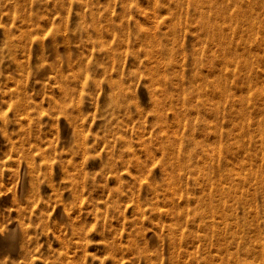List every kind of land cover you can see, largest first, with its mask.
I'll use <instances>...</instances> for the list:
<instances>
[{
    "label": "rangeland",
    "instance_id": "374dc122",
    "mask_svg": "<svg viewBox=\"0 0 264 264\" xmlns=\"http://www.w3.org/2000/svg\"><path fill=\"white\" fill-rule=\"evenodd\" d=\"M214 1L0 0V264H264V0Z\"/></svg>",
    "mask_w": 264,
    "mask_h": 264
},
{
    "label": "bare ground",
    "instance_id": "6f19581e",
    "mask_svg": "<svg viewBox=\"0 0 264 264\" xmlns=\"http://www.w3.org/2000/svg\"><path fill=\"white\" fill-rule=\"evenodd\" d=\"M200 1H202V0H200ZM230 1V0H229ZM238 2H239V0H237ZM245 1V0H244ZM248 1V0H247ZM204 2V1H203ZM207 2V1H206ZM221 2V1H220ZM226 2V1H225ZM225 2H224V4H225ZM233 2H235V1H233ZM241 2H243V1H240V3ZM255 3H257V0L256 1H254ZM259 2V1H258ZM230 3V2H229ZM236 3V2H235ZM254 3V4H255ZM220 4V3H219ZM223 4V3H222ZM223 4V5H224ZM248 4H249V6H252V4H253V1H250L249 0V2H248ZM260 4V3H259ZM192 5H193V3H192ZM203 5V4H202ZM223 5H221V8H222V6ZM227 5H228V3H227ZM236 5V4H235ZM242 5V4H241ZM241 5H240V7H241ZM193 6H195V5H193ZM193 6H191V7H193ZM211 6H218V3H217V1H214V0H208V5H206V7L205 6H201V7H199V8H197L196 7V12H198V14L200 15L201 13H203V11H204V7L205 8H208V9H211ZM234 6V5H233ZM248 6V7H249ZM228 7H230V6H228ZM232 7V6H231ZM240 7H238L240 10L242 9V8H240ZM257 7V6H256ZM261 7V6H260ZM235 8V7H234ZM254 8H255V5H254ZM194 9V8H193ZM227 9V8H226ZM233 9V8H232ZM237 9V8H236ZM244 9V8H243ZM261 9V8H260ZM214 9H212V11H213ZM221 10H223V9H221ZM225 10V9H224ZM227 11H229V10H227ZM232 11V10H231ZM238 11V13L240 12L239 10H237ZM242 11V10H241ZM256 11V10H255ZM264 11V10H263ZM210 12H211V10H210ZM219 12V11H218ZM217 12V13H218ZM223 12V11H222ZM222 12H220V13H222ZM234 13V12H233ZM232 12L230 13V14H228L227 16L229 17V19H238L237 17H238V15H237V17L235 18V17H233V14ZM246 13V12H245ZM209 14H212V13H209ZM214 14H216V13H214ZM219 14V13H218ZM224 14V13H223ZM227 14V13H226ZM236 14H237V12H236ZM243 14V13H242ZM242 14H241V16H242ZM248 14V13H247ZM198 15V16H199ZM202 15H204V14H201L200 16H201V22L199 23L200 24V26L202 27V24L201 23H204L205 22V18L204 17H202ZM262 15V14H261ZM215 16V15H214ZM213 16V17H214ZM221 16V15H220ZM227 16H225V17H223V15H222V18H227ZM209 17V16H208ZM211 17V16H210ZM250 22H249V26H250V28H249V35H248V37L247 38H249V40L251 41V42H254V44H256L257 42L258 43H260L259 45V47H261L262 46V49H263V54H264V26H262L261 24H262V20H259V18H261V17H259V15L256 13H251L250 14ZM216 18H219V16L218 17H216ZM209 20H210V18H208ZM243 19H244V17H243ZM208 20V21H209ZM215 20H218L219 21V19H215ZM225 20V19H224ZM231 20V21H232ZM242 20V19H241ZM217 21V22H218ZM216 22V21H215ZM217 22H216V24H217ZM228 22H229V20H228ZM241 21H235L234 22V25L232 26L231 25V28H230V30H231V32H232V36L235 34V33H237L238 34V32L239 31H243V28H242V30H240L241 28L240 27H242V23H240ZM244 22V21H243ZM208 23V22H207ZM206 22L204 23V24H207ZM225 23V22H224ZM245 23V22H244ZM243 23V24H244ZM211 24V23H210ZM210 24H208V25H206L205 27H206V32L205 33H207V34H209V35H211V36H214V35H217V34H215V27H213L212 26V28H211V25ZM213 24V23H212ZM215 24V23H214ZM232 24V23H231ZM210 25V26H209ZM222 25V24H221ZM228 25V24H227ZM245 25V24H244ZM243 25V26H244ZM217 26V25H216ZM228 27H230V26H228ZM211 28V29H210ZM219 28V27H218ZM223 28V27H222ZM245 29V28H244ZM223 30V29H222ZM225 30V29H224ZM227 30H228V28H227ZM223 32V31H222ZM244 32V31H243ZM204 33V32H203ZM204 33V34H205ZM242 33V32H241ZM227 34H228V32H227ZM247 34H248V32H247ZM220 35V34H219ZM227 36V35H226ZM262 37L261 38V41H259V39H258V37ZM216 37V36H215ZM218 37V36H217ZM220 37H222V36H219V38ZM225 37V36H224ZM234 37H236V36H234ZM223 38V37H222ZM221 38V39H222ZM228 38H229V35H228ZM235 39H237V38H235ZM234 39V40H235ZM213 40H215L214 39V37H213V39H212V41ZM217 40V39H216ZM234 40H231V41H234ZM220 41V40H219ZM222 42H224L223 40H221ZM230 40H229V42H227L226 43V45L227 44H229L230 42H231ZM242 41V40H241ZM225 43V42H224ZM232 43H234V42H232ZM239 43V42H238ZM243 43H245V42H243ZM246 43H247V41H246ZM257 43V44H258ZM222 44V43H221ZM235 44H236V42H235ZM248 44V43H247ZM231 45V44H230ZM241 45V44H240ZM246 44H244L243 46H245ZM236 46H237V44H236ZM230 47V46H229ZM232 47V46H231ZM249 47V46H248ZM239 48V47H238ZM244 48V47H243ZM229 50L230 49H225L224 47H223V49L222 48H219V55H224V57H223V59H222V61L224 62V64L226 63V64H228V62H230V60H229ZM237 50V49H236ZM236 50H234L235 52H236ZM239 50H240V48H239ZM242 50V49H241ZM246 50V49H245ZM245 50L243 51V52H245ZM249 52H247V53H249V55L251 56V58H255V60H256V58L257 57H255V54L257 55V52H254V50H253V45L252 44H250V48L249 49H247ZM259 50H261L260 48H259ZM240 52V51H239ZM246 53V54H247ZM262 53V52H261ZM244 54V53H243ZM261 55V54H260ZM207 56V55H206ZM261 57H263V56H261ZM261 57H259V55H258V59H260ZM209 58V57H208ZM256 61H260V60H256ZM249 62V61H248ZM262 62V61H261ZM220 63V62H219ZM245 68H244V70L246 71V68H250L251 67V64H248L247 62L243 65ZM238 67V66H237ZM240 67V66H239ZM244 72V71H243ZM252 69L250 68V70H249V74H252ZM255 73V72H254ZM258 80V79H257ZM228 107V106H227ZM216 108V107H215ZM220 110V109H219ZM221 111V110H220ZM217 112H219V111H217ZM231 113V112H230ZM239 115V114H238ZM244 116V115H243ZM239 119H240V117H239ZM251 120V119H250ZM245 121H248V119H246ZM245 123V122H244ZM249 123V122H248ZM252 123V122H251ZM251 123H249V125L251 124ZM254 124V123H253ZM264 124V123H263ZM240 125H241V123H240ZM250 126H252V125H250ZM245 127V126H244ZM261 127H263L262 125H261ZM264 128V127H263ZM235 129V128H234ZM240 129V128H239ZM239 129L237 130V132L239 133V135L240 136H243V135H245V137H246V132H247V130H248V128H246V129H244V131H243V133H240L239 132ZM241 130H243V129H241ZM261 130V129H260ZM263 130V129H262ZM261 130V131H262ZM235 131V130H234ZM232 132V131H231ZM250 134V133H249ZM263 136V135H262ZM244 137V136H243ZM226 138V137H225ZM227 139V138H226ZM246 139V138H245ZM251 139V138H250ZM248 140V139H247ZM254 140V139H253ZM234 141V140H233ZM264 141V140H263ZM242 142V141H241ZM246 142H248V141H246ZM256 142V141H255ZM259 142V141H258ZM257 143V142H256ZM249 144V143H248ZM253 144H254V142H253ZM264 145V144H263ZM258 147V146H257ZM260 147V146H259ZM240 148V147H239ZM188 162V161H187ZM186 165V164H185ZM185 167V166H184ZM183 167V168H184ZM232 174V173H231ZM231 176H229V178H230ZM232 178V177H231ZM230 178V179H231ZM228 181V180H227ZM229 182V181H228ZM214 186V185H213ZM215 186H216V184H215ZM217 188H219V187H217ZM215 189V188H214ZM228 190V189H227ZM214 191H213V187L211 188V189H209V191L207 192V196H211L212 195V193H213ZM211 199V198H210ZM204 207V206H203ZM209 207V206H208ZM209 209H211V207H209ZM209 211H211V210H209ZM254 225V224H253ZM235 233V232H234ZM15 236V235H14ZM230 236V235H229ZM9 237V236H8ZM12 237V236H11ZM246 238V237H245ZM251 245V244H250ZM235 263V262H234Z\"/></svg>",
    "mask_w": 264,
    "mask_h": 264
}]
</instances>
